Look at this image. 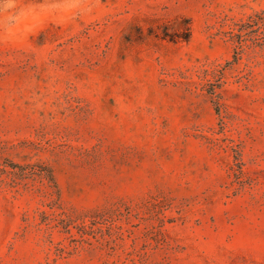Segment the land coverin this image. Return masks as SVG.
<instances>
[{
	"label": "rangeland",
	"instance_id": "rangeland-1",
	"mask_svg": "<svg viewBox=\"0 0 264 264\" xmlns=\"http://www.w3.org/2000/svg\"><path fill=\"white\" fill-rule=\"evenodd\" d=\"M0 264H264V0H0Z\"/></svg>",
	"mask_w": 264,
	"mask_h": 264
}]
</instances>
